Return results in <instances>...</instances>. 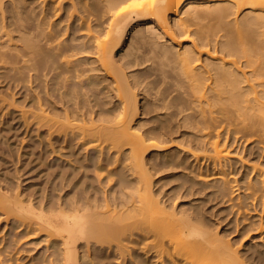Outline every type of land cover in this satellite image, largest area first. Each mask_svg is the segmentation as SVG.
<instances>
[{"label":"bare ground","instance_id":"obj_1","mask_svg":"<svg viewBox=\"0 0 264 264\" xmlns=\"http://www.w3.org/2000/svg\"><path fill=\"white\" fill-rule=\"evenodd\" d=\"M0 120L57 155L0 176V264H264V0H0Z\"/></svg>","mask_w":264,"mask_h":264},{"label":"rangeland","instance_id":"obj_2","mask_svg":"<svg viewBox=\"0 0 264 264\" xmlns=\"http://www.w3.org/2000/svg\"><path fill=\"white\" fill-rule=\"evenodd\" d=\"M9 94H10V91H9ZM143 103V102H142ZM152 116V115H151ZM6 118H10V115L9 116H7ZM146 118H150V115L149 116H147ZM1 121L2 120H0V130L2 131L3 129H6L7 130V132H6V130L4 131H2V133L0 134V176H1V178H3V179H5L6 177H8L9 178V180L8 179H5V181H6V184H8V185H10V179L11 178H13V179H11V180H14V181H16V176H17V174H16V172H15V170L17 169V170H19V171H21L20 172V175H22L23 176V180H25L24 182H23V185H24V187H27V186H29V184H30V186H32V188H31V190L32 191H34V192H39V194L41 193V192H43V189H44V187L46 186L47 187V189L48 188H51L50 187V185L52 184V182H53V177L51 178V172L53 173V170L54 169H51V170H48L45 166H49L51 163H53L52 161H55V158H56V156L55 155H48L47 153L49 152V149L48 150H46V148H45V146H44V142H42V140H41V138L39 139V137H38V135H37V137L38 138H36V135H35V133L36 132H31V136H30V138L29 137H27V141L25 142L26 143V146H25V150L26 151H24V149L23 150H20V142H21V140H20V138L21 137H19V140H18V137H17V133L15 134V133H10V123L9 124H4V122H2L1 123ZM8 125H9V127H8ZM181 131V130H180ZM184 131H188L189 132V130H184ZM191 132V131H190ZM181 133H182V135L184 134L183 133V130L181 131V132H179L176 136H181ZM7 135V137H6V135ZM3 136V137H2ZM9 137V138H8ZM33 137V138H32ZM6 138V139H5ZM180 138V137H179ZM2 139V140H1ZM7 139H8V141H7ZM32 139V140H31ZM34 140V141H33ZM39 140V142L41 143H39V142H37ZM37 143H36V142ZM3 142V143H2ZM5 142V143H4ZM32 143H34V144H32ZM14 144V145H13ZM43 144V145H42ZM7 145V146H6ZM16 145V146H15ZM19 145V146H18ZM29 145H31V146H29ZM37 145V146H36ZM40 145H41V147H40ZM1 146H2V148H1ZM9 146V147H8ZM36 146V147H35ZM38 146H39V149H38ZM235 146H238V145H236L235 144ZM18 147V148H17ZM29 147V148H28ZM34 147V148H33ZM45 148V149H43V148ZM30 148H32V149H30ZM10 150H15V151H13V159L14 158H17L18 157V155L19 154H21L22 155V159L21 160H26L25 161V163H24V161H23V163H22V161L21 162H19L18 164L16 163L17 162V159H16V162H15V165L14 164H12L10 161L11 160H9L10 159ZM42 150V151H41ZM23 151V152H22ZM33 151V152H32ZM40 151V152H39ZM48 151V152H47ZM246 152H244V156L242 155V157H244L243 159L245 160V162H250L251 161V163H246L247 165L249 164V166L251 165V166H253L252 165V163L253 162H257V163H259V160H260V158H258L259 157V154L258 153H256V151H251V150H249V152H247L248 151V148L245 150ZM5 152V153H4ZM19 152H21V153H19ZM25 152V153H24ZM45 152H47V153H45ZM251 152V153H250ZM19 153V154H18ZM28 154V155H25V154ZM38 154V155H37ZM249 154V155H248ZM252 154V155H251ZM40 155V156H39ZM48 155V156H47ZM45 157V159H44V157ZM6 157V158H5ZM24 157V158H23ZM43 159H41V158ZM49 158V159H47V158ZM55 157V158H54ZM9 158V159H8ZM28 158V159H27ZM41 159V160H40ZM52 159V160H51ZM54 159V160H53ZM257 159V160H256ZM7 160V161H6ZM247 160V161H246ZM249 160V161H248ZM255 160V161H254ZM3 161V162H2ZM36 161V162H35ZM262 161V160H261ZM260 161V162H261ZM29 162V163H28ZM31 162V163H30ZM47 162V163H46ZM49 162V163H48ZM233 162V165L231 166V170L230 171H232V172H234V174H236L235 173V171H237L238 169L239 170H241L240 169V167L242 168V164L240 163V162H236V161H232ZM262 162H264V160L262 161ZM47 165H46V164ZM235 163V164H234ZM237 163H239V164H237ZM256 163V164H257ZM24 164V165H23ZM33 164V165H32ZM49 164V165H48ZM254 164V163H253ZM11 165V166H10ZM16 165H18V166H16ZM27 165V166H26ZM6 166V167H5ZM12 166H14V168L12 167ZM37 166V167H36ZM43 166V167H42ZM3 167V168H2ZM41 167V168H40ZM233 167H236V169L235 168H233ZM245 168H243V170H242V172L240 173L242 176L244 175L243 173H244V171L246 172L247 170H249L247 167L248 166H244ZM7 170H6V169ZM11 168V169H10ZM19 168V169H18ZM23 168V169H22ZM25 168V169H24ZM32 168V169H31ZM22 169V170H21ZM38 169V170H37ZM45 169H47V170H45ZM3 170V171H2ZM9 170H11V171H9ZM37 170V171H36ZM44 171H46V172H44ZM51 171V172H50ZM178 171V170H177ZM177 171H175V172H177ZM4 172V173H3ZM14 172V173H13ZM26 172V173H25ZM49 172H50V174H49ZM249 173H250V170L248 171ZM256 172V171H255ZM2 173V174H1ZM172 173H174L173 171H171V172H165V173H162V174H160V175H158V176H156V178H163V177H165V178H167V177H169V175L170 174H172ZM26 174V175H25ZM48 174H49V176H48ZM239 173L237 174V175H235V179L237 178V180H239V179H241L242 178V176L240 175ZM254 174H256V173H254ZM6 175V176H5ZM28 175H29V177H28ZM32 175V176H31ZM240 177H239V176ZM5 176V177H4ZM38 176V177H37ZM41 176V177H40ZM44 176V177H43ZM167 176V177H166ZM237 176V177H236ZM255 176V175H254ZM11 177V178H10ZM33 178V179H32ZM45 178V179H44ZM155 178V179H156ZM38 179V180H37ZM50 179V180H49ZM234 179V178H233ZM29 180V182H27ZM40 180V181H39ZM37 181V182H36ZM45 181V182H44ZM51 181V182H50ZM47 183V184H46ZM178 182L177 181H175V184H174V182H172L171 184H169L168 183V185L166 186V187H164V190H169V188H172L174 185H176ZM34 185V186H33ZM40 185V186H39ZM43 187H42V186ZM48 185V186H47ZM173 185V186H172ZM36 186V187H35ZM169 186V187H168ZM45 187V188H46ZM42 190H41V189ZM156 188H158V187H156ZM35 189V190H34ZM37 190V191H36ZM38 190H40V191H38ZM191 197V196H190ZM197 197V198H196ZM204 199L205 197H201L200 195H196V196H193V197H191V198H186L185 199V201L186 202H190V201H192V200H194L195 202H194V204H200L199 202H201V200L202 199ZM206 199V198H205ZM189 200V201H188ZM196 201H197V203H196ZM203 201V200H202ZM207 201V200H206ZM203 202L205 205H202V207L204 208V209H206L208 212H210L209 214H212V216H216V217H214V218H216L217 220H218V222H219V220H220V229L221 228H223L224 227V225H225V229L227 228V227H229L228 226V224H229V221H233L236 217L235 216H237V215H235L234 213H232V212H230L231 210L230 209H226V205L225 204H223V205H219V206H216L215 205V203L214 202H210V200L208 199V201L207 202ZM179 202H181V201H179ZM209 202H210V205H209ZM214 204V205H213ZM208 205V206H207ZM216 206V207H215ZM225 207V208H224ZM213 209V210H212ZM225 209V210H224ZM221 211V212H220ZM226 211V212H225ZM248 211V214L246 213V215H245V213L242 215V217H240V216H238L239 218H245L246 220H250L251 218H253V216L255 217L256 216V220L258 219V216L257 215H259V214H257V213H255V214H257V215H255L254 214V211L252 212V210H250V213H249V210H247ZM258 212V211H257ZM219 213V214H218ZM260 213V212H259ZM214 214V215H213ZM229 216H228V215ZM233 216H232V215ZM250 215V216H249ZM210 217H211V215H209ZM219 216V217H218ZM245 216V217H244ZM218 218H220V219H218ZM224 218V219H223ZM244 219V220H245ZM228 220V221H227ZM245 220V221H246ZM252 221H249L250 223L251 222H253V220L254 219H251ZM224 221V222H223ZM255 221V220H254ZM227 222V223H226ZM245 223H248V221L247 222H245ZM222 225V226H221ZM227 225V226H226ZM235 225V223L234 224H232V226H234ZM5 226V224L4 223H2V222H0V229L2 228V227H4ZM10 227V226H9ZM9 227H7V229L9 228ZM228 229V228H227ZM7 232V231H6ZM4 233V234H2L1 236H2V238H6L7 236H8V233ZM7 235V236H6ZM254 235V233H251L250 234V236H253ZM0 236V237H1ZM249 236V237H250ZM249 237L247 238L246 237V239H244V241H243V243H242V245H241V247H240V249H241V251H242V254H245L246 252V247L244 246V244L247 242V240H249ZM1 238V239H2ZM0 239V240H1ZM28 239V240H27ZM27 239H25L26 240V244H25V240H24V242H23V244L21 243V241H20V243L22 244V246H21V244H19V248H22L23 249V246H24V244L26 245V247L27 248H29V249H27L25 246H24V250H22V249H20L21 251H20V253L21 254H18V261L16 260V257H14V260L15 261H13L12 262V264H32L34 261H32V258L33 257H36L37 255H35V254H38V252L40 251V248L43 246V244L41 245V246H39V248L37 247V250H36V248H35V251L33 252L31 249H33L34 248V246L33 245H30V247L29 246H27L28 244L27 243H29L32 239H30V238H27ZM30 239V240H29ZM263 241V240H262ZM1 242V241H0ZM255 242H261L258 238H257V241L255 240ZM25 248H26V250H25ZM0 249H2V248H0ZM30 250V251H29ZM0 251H3V250H0ZM29 251V252H28ZM31 251H32V253H31ZM23 253V254H22ZM30 253V254H29ZM35 253V254H34ZM3 256H5L4 255V253H1ZM8 254V253H7ZM10 254V253H9ZM31 254H32V256H31ZM34 254V255H33ZM20 255V256H19ZM7 256V255H6ZM5 256V257H6ZM9 256L10 255H8L7 256V258H8V261H9ZM4 257V258H5ZM149 257V258H148ZM147 258H145V257H142L141 258V261H143L144 260V262H142L143 264H148L149 263V261H151V260H149V259H151V256H148ZM1 259H3V258H1ZM6 259V258H5ZM21 259V260H20ZM143 259V260H142ZM4 260V259H3ZM2 260V261H3ZM7 260V259H6ZM34 260V259H33ZM32 261V262H31ZM30 262V263H29ZM146 262V263H145ZM3 263H4V261H3ZM141 263V264H142ZM5 264H11L10 263V261L8 262V263H6L5 262ZM149 264H153V261H151Z\"/></svg>","mask_w":264,"mask_h":264}]
</instances>
